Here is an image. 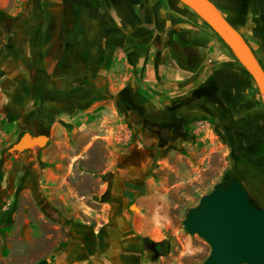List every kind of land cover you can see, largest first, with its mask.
<instances>
[{"label":"crops","instance_id":"crops-1","mask_svg":"<svg viewBox=\"0 0 264 264\" xmlns=\"http://www.w3.org/2000/svg\"><path fill=\"white\" fill-rule=\"evenodd\" d=\"M21 1L0 0V144L44 128L57 142L68 120L105 104L134 140L111 147L101 183L86 194L71 179L84 154L71 165L50 160L51 143L0 153V264H149L162 241L155 222L169 219L166 209L186 189L212 188L223 153L264 201V110L255 84L188 6ZM211 1L264 58V0ZM201 118H212L213 131L198 152L199 131L210 124L199 128ZM94 174L90 166L80 172Z\"/></svg>","mask_w":264,"mask_h":264},{"label":"water","instance_id":"water-1","mask_svg":"<svg viewBox=\"0 0 264 264\" xmlns=\"http://www.w3.org/2000/svg\"><path fill=\"white\" fill-rule=\"evenodd\" d=\"M179 1L219 35L264 98V68L239 30L211 0ZM47 141V134L25 130L7 151L20 153L34 146L42 147ZM118 148L114 146L113 150ZM182 223L188 233L199 235L210 246L198 264H264V207L234 171L224 174L210 191L202 194L198 203L187 209ZM154 250L156 254L165 253V241L158 242Z\"/></svg>","mask_w":264,"mask_h":264},{"label":"rangeland","instance_id":"rangeland-1","mask_svg":"<svg viewBox=\"0 0 264 264\" xmlns=\"http://www.w3.org/2000/svg\"><path fill=\"white\" fill-rule=\"evenodd\" d=\"M15 2L17 3L16 6H19L22 1L15 0ZM2 10L6 13L7 8L4 7ZM192 14L195 13L193 12ZM228 15L231 14L229 13ZM261 34L264 38L263 29ZM248 36L246 35V37ZM250 39L252 40V43L257 42L256 38L254 37L250 36ZM258 57L261 65L264 68L263 55L260 54ZM255 93L259 96L257 97L256 95L258 107L264 110V98H261L256 85ZM64 117H67L68 120L70 119L71 115L65 114ZM79 118L80 119H78V121H67L68 123L63 127L60 140L57 142H50V140H48L47 143L42 147H47L48 143H51L49 148L56 152V156L51 157L50 160H61L65 161V163L70 161L71 165L73 164V158L75 156L84 154V157H79L80 160L75 163V168L72 170L74 173H72L71 179L74 183L76 182L75 184L78 187L80 194H86L89 191H93V184L97 189V182L101 183L103 174L102 168L105 165L106 156L107 154L114 152L111 150V147L121 145V143L126 141L130 143L132 140H134V137L133 135L130 139L127 137L129 132L126 127L129 125L124 124V121L118 116L114 108L109 107L107 104L90 111L80 112ZM208 119L210 120V124L206 125L202 131H199L200 135L196 140L198 143L195 145V148L198 152H202V148H204L207 144V135H209L208 132L213 131L212 118ZM199 128H201V126ZM43 131L45 134L49 132L48 130L47 132L45 128ZM10 145L11 141L8 139L1 142L0 153H10L7 151V148ZM219 160H221V165L223 167L222 176L229 173L230 171H234L232 170V167L228 165L227 154L223 153ZM178 162L181 163L180 161H177L176 163ZM87 166H90L95 171L94 175H90L95 178L94 183H92L90 180V176L87 177L86 175H80L81 170L84 168L86 169ZM222 176L219 178V180L222 178ZM172 179L173 177L170 178V180ZM244 180L245 184L249 187L248 190L251 189L253 191V183L251 185V182L248 179L244 178ZM211 189L212 188H197L196 186H193L192 189H186L185 194H182L183 199L180 200V204L171 205L166 209V212L171 214L169 219L155 222L160 226L161 229L162 235L160 236L159 240H165L167 243L165 245L167 250L164 254L153 255L149 264H198L206 257L210 250L209 244L199 235L188 233L184 229L182 221L185 217L187 209L197 204L200 196ZM90 199L92 198H89V200ZM257 201L261 206L264 207V201H262L259 197L257 198ZM137 223H140V221ZM45 229L49 233L53 232L52 227L49 225L45 226ZM49 248L50 247L48 246V249Z\"/></svg>","mask_w":264,"mask_h":264},{"label":"built area","instance_id":"built-area-1","mask_svg":"<svg viewBox=\"0 0 264 264\" xmlns=\"http://www.w3.org/2000/svg\"><path fill=\"white\" fill-rule=\"evenodd\" d=\"M197 122L195 123L196 126L202 125L204 123H206L207 121H209V119L206 120V118H201L199 120H196Z\"/></svg>","mask_w":264,"mask_h":264},{"label":"flooded vegetation","instance_id":"flooded-vegetation-1","mask_svg":"<svg viewBox=\"0 0 264 264\" xmlns=\"http://www.w3.org/2000/svg\"><path fill=\"white\" fill-rule=\"evenodd\" d=\"M262 67H263V66H262ZM25 130H27V129H24L23 131H25ZM23 131H22V132H23ZM22 132L20 133V135L22 134ZM20 135H19V136H20ZM165 245H166V244H165Z\"/></svg>","mask_w":264,"mask_h":264},{"label":"trees","instance_id":"trees-1","mask_svg":"<svg viewBox=\"0 0 264 264\" xmlns=\"http://www.w3.org/2000/svg\"><path fill=\"white\" fill-rule=\"evenodd\" d=\"M221 39V38H220ZM222 40V39H221ZM223 41V40H222Z\"/></svg>","mask_w":264,"mask_h":264}]
</instances>
